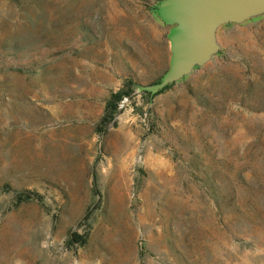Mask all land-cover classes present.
Segmentation results:
<instances>
[{
  "label": "rangeland",
  "instance_id": "rangeland-1",
  "mask_svg": "<svg viewBox=\"0 0 264 264\" xmlns=\"http://www.w3.org/2000/svg\"><path fill=\"white\" fill-rule=\"evenodd\" d=\"M160 1L0 0V264H264V12L151 94Z\"/></svg>",
  "mask_w": 264,
  "mask_h": 264
},
{
  "label": "water",
  "instance_id": "water-1",
  "mask_svg": "<svg viewBox=\"0 0 264 264\" xmlns=\"http://www.w3.org/2000/svg\"><path fill=\"white\" fill-rule=\"evenodd\" d=\"M156 11L171 26L172 56L162 80L143 87L151 94L206 63L219 48L217 26L264 12V0H161Z\"/></svg>",
  "mask_w": 264,
  "mask_h": 264
},
{
  "label": "trees",
  "instance_id": "trees-1",
  "mask_svg": "<svg viewBox=\"0 0 264 264\" xmlns=\"http://www.w3.org/2000/svg\"><path fill=\"white\" fill-rule=\"evenodd\" d=\"M123 93L117 92L113 95L112 99L109 100L108 104H107V111L106 114L104 116V120H106L107 118H111L112 117V113L111 110H114L117 107V100L120 99L122 97Z\"/></svg>",
  "mask_w": 264,
  "mask_h": 264
}]
</instances>
